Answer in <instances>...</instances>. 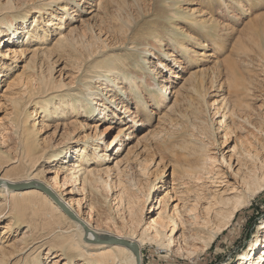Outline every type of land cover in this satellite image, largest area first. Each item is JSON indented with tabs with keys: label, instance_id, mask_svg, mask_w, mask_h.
I'll return each mask as SVG.
<instances>
[{
	"label": "rangeland",
	"instance_id": "obj_1",
	"mask_svg": "<svg viewBox=\"0 0 264 264\" xmlns=\"http://www.w3.org/2000/svg\"><path fill=\"white\" fill-rule=\"evenodd\" d=\"M236 1L74 0L71 11L64 13L60 1L47 6L50 0H30L26 23L21 24V18L27 11L12 14L20 16L15 24L24 25L30 35L17 46L15 60L2 62L13 65V70L6 71L0 82V134L4 138L0 136V153L5 154L6 160L0 162L2 174L20 164L9 159L14 161L22 154L24 126L32 127L37 132V158L42 157L39 160L27 157L20 167L18 180L47 170V161L53 160L59 151L67 153L69 165L80 162L79 155L88 153L91 161L88 168L95 169L99 178L97 188L92 190L91 186L82 185L80 192L76 188L79 185L69 181L65 189L62 187L64 175L59 173L58 192L62 196L67 193L69 197L66 198L75 202L76 210L79 205L83 217L94 227L128 232L130 214L140 219L141 234L149 228L150 220L159 217L171 222L175 218L179 222L183 215L191 225L196 222L203 225L206 219L212 218L215 226L232 200L248 192L247 183L252 172L264 178V0H240L242 5L239 6ZM138 7H141L139 13ZM192 8L193 15L188 12ZM52 14L58 20L50 26L48 21ZM132 14L136 19L129 17ZM194 14L201 22L207 20L210 29L201 24L195 27L196 31L188 29L187 19L191 15L190 18L195 17ZM120 15L125 16V21L129 19L132 26L127 33V28L118 32L123 24ZM168 18L177 21L176 29H172V21ZM8 19L11 21L12 17ZM109 22L113 26L116 24L115 27ZM2 24L0 21V27ZM124 25L128 26L126 22ZM151 31L154 32L151 34ZM214 31H217L215 40ZM160 32L163 36L159 42L150 39ZM33 34H40L39 39L34 40ZM13 41L19 43L21 39L15 37ZM182 43L189 54L180 47ZM151 50L155 56H149ZM145 58L148 63L142 62ZM108 61L126 63L132 71H135L136 62H140L143 76H131L136 86L122 84L114 74L105 75V69H99L104 77L91 83L95 74L92 66ZM160 62H164L167 69ZM50 64L54 65L51 75L47 71ZM148 68L157 74L148 72ZM42 71L53 81V87L45 94H39L41 84L38 80ZM162 80L167 101L159 103L158 108L150 101L153 85ZM89 83L91 88H87ZM114 84L120 86L119 89ZM205 92L206 100L203 98ZM82 96L88 99L84 104L78 102ZM120 100L125 110L128 106L135 111L138 117L134 121L130 114L112 116L120 114ZM143 100L151 104L147 106L148 115L140 108ZM52 104H59L58 108L50 109ZM103 108L110 115L107 120H100L98 115ZM128 127L132 128L121 130ZM102 134L103 145L100 142ZM78 149L86 153L79 154ZM98 152L102 153L99 157ZM211 158L212 164L217 161L213 166L208 161ZM37 160L34 170L38 171L34 173L33 162ZM145 161L149 169L144 175L140 165ZM198 173L204 177L197 181L194 177ZM155 176L158 184L161 183L158 195L154 203L144 204L147 187ZM131 195L136 197L138 204L130 211ZM0 201H3L0 202V260L4 259L3 264H33L32 258L37 256L35 251L30 250L32 245L25 250L28 243L21 240L26 228L9 227L12 218L7 214L8 209L3 211L6 198L0 197ZM139 204L142 206L138 207ZM195 204L196 211L189 213L188 209ZM210 205L213 207L209 217L206 208ZM192 217L197 221L193 222ZM181 228L178 238L182 232L190 236L195 235L194 229H199L189 225ZM212 228L211 224L207 229ZM263 228L264 193L242 209L229 227L217 235L212 246L198 257L190 259L184 254L161 250L158 245H147L143 249V263L253 264L246 260V252ZM200 235L208 239L209 233L201 231ZM181 242L180 248L184 246ZM201 244L198 246L203 247ZM261 249L264 250L258 247L257 252ZM47 253L45 249L40 253L41 264H98L86 262L80 256L69 262L60 251Z\"/></svg>",
	"mask_w": 264,
	"mask_h": 264
},
{
	"label": "bare ground",
	"instance_id": "obj_2",
	"mask_svg": "<svg viewBox=\"0 0 264 264\" xmlns=\"http://www.w3.org/2000/svg\"><path fill=\"white\" fill-rule=\"evenodd\" d=\"M73 1L74 0H53V2H51V0H50V2L48 3L47 6L55 4L56 2H59L62 11L64 13H67V12L71 11L70 5L72 4ZM81 1H83V0H81ZM29 2H30V0H0V21H3V24L1 25L2 27H0L1 28L0 29V58L2 60V61H0V82H2L3 79L5 78L3 74H5L6 71H8V70L12 71L13 70L12 69L13 65L8 66L7 64H2V62L5 60L8 62L15 60L17 58V55H18L17 46H21L25 37L30 35V32H27L26 28H24L25 26L24 25L21 26V24L26 23L28 20L27 14L29 12L28 11L29 8H28L27 4ZM236 2L238 4V6L240 4L242 5V2H240V0H238ZM83 3H85V2H83ZM21 10L27 11V13H26V16L21 18L22 19L21 24L18 26L17 24H15V21H17V19L20 18V16L19 15H13L12 16V14L19 13V12H21ZM140 11H141V7H138L137 13H139ZM188 12H189V14L193 15V13H194L193 8L189 9ZM194 15H196V14H194ZM9 17H12L11 21L8 19ZM129 17L136 19L134 17V14H132ZM190 17L187 19L188 22L186 23V25L188 26V29H190V30L192 29V31H196L195 27H197V25L199 26L200 24L205 29H210L209 22L207 20L202 19L203 22H201V20L198 18V15H196L193 18H190ZM50 18L51 19L48 21V23L50 26H52V25H54L55 19L57 21L58 18L54 14H52L50 16ZM122 18H123V15H120V22L123 24L120 28L118 27L119 29L118 28L117 29H118V32H123L125 30V28H127L125 30V32L127 33L128 30H131L132 26L129 25V22H128L129 19L127 21H125L126 18L124 16V18H123L124 21H123ZM168 21H172V23L171 22L170 23H171V27L173 30L177 28L176 27V23H177L176 20H174V19L172 20V19L168 18ZM125 22L127 23L128 26L124 25ZM155 23H158V22H155ZM160 24H162V23H158V25H160ZM110 25H111V23H110ZM115 25L113 26V24H112L111 27L114 28ZM27 28H28V26H27ZM15 31H17V33H15ZM102 32H103V30L101 31V33ZM153 32L154 31H151V34ZM161 32L158 35L154 34V36H152L150 39H153L155 42H159V40H160L159 38H161V36H163V35H161ZM216 32L217 31H214L213 35H212L214 37L213 38L214 40L217 39V37H216L217 33ZM10 33H13V35L9 36ZM126 33L125 34L123 33L124 36H126ZM181 33L184 34L185 31L182 29ZM209 33H210V30L208 32L205 31L204 34L207 35ZM15 37H17L18 39H21V41L19 43H17V41L16 42L13 41ZM39 37H40V34H38V35L33 34L32 35V38H34V40L35 39L38 40ZM117 37L118 36H116L115 38L118 39ZM84 39H85V36H84ZM90 44H89V46H90ZM105 47L106 46L104 45L103 48H105ZM151 47H152V49H154V46H151ZM180 47L183 49V51H185L184 52L185 54L189 52V50L185 49V45H183V43L180 45ZM153 54L154 53H152V50L149 51V56H151ZM82 55H84V53ZM90 56H91V54H89V58H90ZM154 56H155V54H154ZM167 56H170V55H167ZM47 59H48V57H47ZM142 62L148 63V58L143 59ZM178 63H180V61H178ZM103 64L104 65L96 64L95 66H92L93 68L95 67L94 68L95 74L91 78L92 79L91 83L98 81V80H101L104 77L100 74V72H98L99 69H103V70L105 69L104 70L105 75L114 74V76H116L117 81H121L122 84H129V85H135L136 86L137 82L135 80H133V78L131 76L132 75L137 76V77L143 76V75L141 76V74H140L141 72H143L140 69V65H139L140 62H136V66L134 68L135 71H132V70H130V68H127L128 65L126 63L125 64H118L115 61H108V62H105ZM160 65L163 68L167 69L166 66L164 65V62H160ZM49 67H48L47 71L51 75L54 65L50 64ZM103 67H106V68H103ZM41 68H42V65H41ZM147 70H148V72H151L154 74L156 73L154 69L148 68ZM40 76L41 77L38 80L41 84V87H40L41 89L39 88L40 89L39 94H45L48 90H51V87H53V81H52V78L45 75L44 71H42V74ZM143 79H144V77H143ZM161 79H162V77L159 78V80H161ZM106 80H109L110 82H112L113 78H107ZM164 82L165 81L162 80L161 82H158L156 84V86L153 85V87H152V100L150 101V103L152 104L153 102H155V105L158 108L160 106L159 103H161V102L164 103L167 101V98H165L166 97L165 96L166 86L163 85ZM91 83H89V85H87V88H91ZM148 83L149 82H147V84ZM234 85H237V84H234ZM114 87H117L119 89L120 86L118 87L116 84H114ZM81 98L82 99L78 100V102H81L82 104H84L88 101V99L85 98L84 96H82ZM203 98H204V100H206L207 92H205ZM49 103H46V105L48 106ZM16 104H17V102H16ZM58 105L52 104V105H50V109H57ZM96 105H97V103H96ZM101 105L102 104H99V107H104V105H102V106ZM150 105L148 104V102L146 100H143L140 103V108L142 109L143 114L148 115V107L147 106H150ZM83 109H87V108L84 107ZM118 109L120 110V114L113 113L112 116L118 117L119 115L130 114V116L133 117V121L135 120V118L138 117L134 113L135 111H133V109H131V108H128V106L126 107V110H125L124 105L121 102V100H120V103L118 104ZM98 115L100 116V120H105V119L107 120L110 116V115H108L106 108H103L102 110H100ZM21 116H23V113ZM224 118H225V115H224ZM21 123H22V125H24V122H21ZM131 128L132 127H128L127 129L125 128V129H121V130L127 131L128 129H131ZM0 136L3 138V136L1 134H0ZM36 137H37V132L34 131V128L24 126V131H23V134L21 137V144H22L21 145L22 146L21 152H22V154L18 157V159L16 158L14 161L12 159H9L14 164L20 163L18 165L19 168L16 167V169H12L11 171L6 172L5 174H2L4 170H1V168H0V180L6 182L7 184L8 183L9 184H21V183H25V182H35L37 184L35 189H27L26 191H17L14 189H10L6 184L0 186V197L6 198V201H5L6 203H4V205H3V207H4L3 211H6L8 209L7 214L12 218V219H10L8 225L10 228H12V227L22 228V229L26 228V229H24L25 231H24V234H23L21 240H22V242H25V244L28 243L26 245V247H24L25 250L28 246L32 245L30 250H33V252L35 251V254L37 255L34 258H32L34 260L32 262L33 264H41L42 255H40V253L44 249L48 250L47 254L54 252V251L63 252L64 253L63 255L67 256L69 262H72L74 259H76L77 257L80 256L82 258V260H84L86 262L94 261L95 263H98V264H138L136 261L135 253L133 252L131 247L129 248L127 246H123V245L116 244V243L112 244L111 240H113V238H119L121 240H125L129 243H133V244L137 245L140 249V252H141V262L142 263H143V258H144L143 249L147 245H151V246L152 245H158V246L162 247L161 250L171 251V253H174L176 255L184 254V255H187L188 258L192 259V258L198 257L199 254H201L203 251H205V249L211 247L213 241L216 240L217 235L220 233H223L225 231V229H227V227H229V224L233 222L234 218H236V215L242 209L249 207L251 202L254 200V198L256 196L264 193V178H259L258 173H256V171L252 170L254 172H252V174L250 175L249 183H247L248 184V188H247L248 192L242 196H237L232 200V202L229 205V207L227 208V210L221 213L220 219L218 220V222L216 223L215 226L212 223V218L206 219V222H204L203 225H200L199 223L196 222L197 218L192 217V221L196 222V224L191 225V224H189L190 222H188L186 220V218H185L186 216L184 217L183 215H181L179 217V222H177L175 220V218H172V222H171V221H166L162 217H159L158 219L150 220V222H149V228L150 229L148 228L146 230V232H143L141 234V233H139L140 228L138 227L141 223L140 219H138L134 214H130V219H129V222L127 224L128 232H124L123 230H119V231L113 230V232L105 231V230L100 229L96 226L94 227L91 224L90 220L85 219L83 217V214L81 213V211L79 209V205L77 207L78 210H76L75 209V202L71 198H66V196L69 197V195L67 193H65L62 196V194L58 192V189L60 187V185H59L60 183H59V179H58L59 173H60V175L61 174L64 175V180H63L64 182L62 184V187H64L65 189H66V186L68 185L67 182H69V181L73 182L75 186L79 185L76 188H78V190L80 192H81V186L82 185H83V187H85L86 185H89V186H91L92 190L97 188L96 184L98 183L99 178L96 177L97 174H96L95 169L93 171V170H90L88 168V166L90 165V162H91L89 160L88 153H86L84 151L86 153L85 155H79V161L80 162L76 163L75 165H73V164L69 165L70 162L67 161V159H68L67 153L64 150L59 151V153H57L54 156L53 160L47 161L49 164L48 169L44 170L42 172H39L38 170H34V168L36 167L35 164L42 157V155H41V156H39V158H37L38 155L36 154V150H38V148H37V145L35 142ZM100 139H101L100 140L101 145L105 144L103 142L104 134H102L100 136ZM84 143H86V142H84ZM101 145H98L99 149H100ZM81 152H83V149L81 151H79V149H78L77 153L81 154ZM100 154H102V153L98 152L97 157H99ZM4 155L5 154L0 153V162H1V160H5ZM27 157H29L30 159H33V160L38 159L36 162L35 161L33 162V167H32V170L34 173L36 171H38V172L35 173L34 176H33V174H29L26 176V178L24 180H18L20 177V167L23 166V164H25V161H27ZM71 159H73V157ZM211 160H213V159L211 158L208 161H211ZM28 162H31V161H28ZM216 162L217 161H214L212 164V161H211L209 163H211L213 166ZM146 165H148L147 161H145V163H143V165H140V168L142 169L144 175L147 174V171L149 169V165L148 166H146ZM0 167H1V165H0ZM82 171H84V172L81 173ZM101 173H102V170H100V174ZM103 173L106 174V171ZM200 174L198 173V176ZM201 175L199 177L195 176L197 178L194 177V179H197V181L203 179L204 175H202V176ZM98 177H99V175H98ZM106 183L108 184V182H106ZM43 184L46 185L50 189L52 194H54V196H56V198L59 202H62L66 206V208L76 216L78 221H76L70 215L65 213V211L62 209V207L61 206L59 207L51 196H49L45 192H42L39 189V185H43ZM160 184L161 183L158 184V178L157 177L155 180L149 182V185H148L147 190H146V194H147L146 195V201L144 204H146V202H149L151 204L155 202V199L158 195ZM134 185L136 186V184H134ZM203 187H204V185H203ZM125 192L126 191L123 189V194H125ZM123 194L120 195V196H122V197H120L122 202L124 200ZM189 194H190V192H189ZM132 198H134V196L130 197V199L128 200V206H130V211L132 210L133 205L138 204L136 202L137 201L136 197L134 198V201H132ZM196 200H199V199H196ZM0 202L3 203V201H0ZM43 205L45 207L49 206L50 208L49 209L43 208L42 207ZM137 206L141 207L142 205L139 204ZM196 206H197V204H195L193 206V208L188 209V212L189 213L195 212L197 209ZM227 206L228 205H225L224 207H227ZM212 207H213V205H210L209 207L206 208L207 212L209 213V217L212 213ZM175 208H177V206H175ZM178 208H180V206ZM132 213H134V212H132ZM216 214H217V218H218L219 212H217ZM143 215H144V211L142 212V216ZM0 219H1V216H0ZM61 219L63 221H60ZM37 221L40 222L39 223L40 226L37 224L38 223ZM62 224H64V225H62ZM211 224H212L213 228L207 229L208 227H210ZM83 225H85L90 230H92L95 234H97V237L101 240L103 239L104 242H99L97 240L95 234L86 232V230H84ZM188 225L190 227H193V228H194V226L198 227L199 229L198 230L194 229L193 232L195 233V235L193 234V235L188 236V235H186V233L182 232L180 237L178 238L177 235L179 234V231H181V229H182L181 226H188ZM187 230H189V229H187ZM201 231H203V232L205 231V233H207V232L209 233L208 239H204V237L200 235ZM191 232H192V230H191ZM108 235H110V236H108ZM186 236L188 239L185 238ZM180 240H182L181 243H184V246H182L181 248H180ZM251 242L252 243L250 245L249 250L247 248L248 251L246 252V260L247 261L250 260V263H253V264H257V263L261 264V262L264 261V256L262 255L264 253L263 252L264 250L261 249L259 252H257V249L260 246L264 249V228L261 230V232L259 234L255 235V238H253V240ZM201 243L203 244V247L198 246ZM38 252H39V254H37ZM5 253L6 252H3L2 255H5ZM11 253H12V251L10 252V254ZM15 253L16 252H13V254H15ZM257 259H258V262H256ZM3 263H5L4 259L0 260V264H3ZM143 264H145V263H143ZM242 264H245V263H242Z\"/></svg>",
	"mask_w": 264,
	"mask_h": 264
},
{
	"label": "water",
	"instance_id": "obj_3",
	"mask_svg": "<svg viewBox=\"0 0 264 264\" xmlns=\"http://www.w3.org/2000/svg\"><path fill=\"white\" fill-rule=\"evenodd\" d=\"M7 185L10 189H14V190H17V191H26L27 189H35L37 184L35 182H25V183H21V184H7L6 182L4 181H1L0 180V186L2 185ZM39 189L42 191V192H45L46 194H48L49 196H51L53 198V200L57 203V205L60 207H62V209L65 211V213H67L68 215H70L73 219H75L76 221H78V219L76 218V216L71 213L67 208L66 206L62 203V202H59L56 198V196H54V194H52V192L50 191V189L46 186V185H39ZM84 226V230H86V232H89V233H93L95 234L92 230H90L88 227H86L85 225ZM97 240L99 242H104L103 239H99L97 237V234H95ZM111 243H116V244H120V245H123V246H127V247H131V249L133 250V252L135 253V256H136V261L138 264H143L141 262V252H140V249L137 245L133 244V243H129L125 240H121L119 238H113V240H111Z\"/></svg>",
	"mask_w": 264,
	"mask_h": 264
}]
</instances>
